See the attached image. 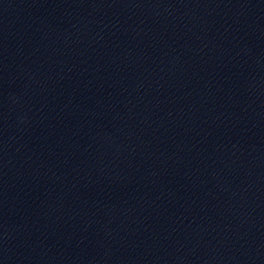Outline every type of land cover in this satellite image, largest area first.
Segmentation results:
<instances>
[{
    "label": "water",
    "instance_id": "1",
    "mask_svg": "<svg viewBox=\"0 0 264 264\" xmlns=\"http://www.w3.org/2000/svg\"><path fill=\"white\" fill-rule=\"evenodd\" d=\"M264 74V0H0V264H119Z\"/></svg>",
    "mask_w": 264,
    "mask_h": 264
}]
</instances>
